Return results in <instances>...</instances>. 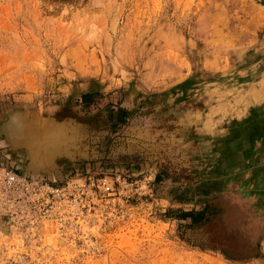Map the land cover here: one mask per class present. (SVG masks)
Listing matches in <instances>:
<instances>
[{
    "label": "rangeland",
    "instance_id": "1",
    "mask_svg": "<svg viewBox=\"0 0 264 264\" xmlns=\"http://www.w3.org/2000/svg\"><path fill=\"white\" fill-rule=\"evenodd\" d=\"M263 92L264 0H0V165L124 179L65 238L43 226L4 257L264 264Z\"/></svg>",
    "mask_w": 264,
    "mask_h": 264
},
{
    "label": "built area",
    "instance_id": "2",
    "mask_svg": "<svg viewBox=\"0 0 264 264\" xmlns=\"http://www.w3.org/2000/svg\"><path fill=\"white\" fill-rule=\"evenodd\" d=\"M120 183H124L120 176L91 174L54 183L0 165V240L7 236L19 242L10 246L0 242V264H13L11 256L4 257L8 252L20 257L23 251L29 253L43 238V226L65 238L98 202L119 196Z\"/></svg>",
    "mask_w": 264,
    "mask_h": 264
},
{
    "label": "water",
    "instance_id": "3",
    "mask_svg": "<svg viewBox=\"0 0 264 264\" xmlns=\"http://www.w3.org/2000/svg\"><path fill=\"white\" fill-rule=\"evenodd\" d=\"M8 125V124H7ZM6 131V130H5ZM22 130H20L19 132H21ZM7 132V131H6ZM9 132H7V134H8ZM15 133H18V132H14V134H12L13 136H14V138H13V140L11 139L12 137L10 136V134H8L7 135V139H6V137L5 138H2V147L4 148V150H5V153H6V157L7 158H9V159H14L15 157H18V156H21L20 155V153L17 151V150H15V148H13L12 146H13V144H15V140L17 139L16 138V136H15ZM12 145V146H11ZM29 154V156H28V162H29V166H30V156H31V154L32 155H34V153H33V151H29L28 152ZM26 161V159H24L23 157H22V163L24 164V162ZM31 167V166H30ZM30 167H28V168H30ZM33 168V167H32ZM35 169H37V168H35ZM41 169H45V168H41ZM24 173L26 174V175H28V176H36V175H40V173H34V172H30V171H28V170H24ZM40 176H42V174L40 175Z\"/></svg>",
    "mask_w": 264,
    "mask_h": 264
},
{
    "label": "bare ground",
    "instance_id": "4",
    "mask_svg": "<svg viewBox=\"0 0 264 264\" xmlns=\"http://www.w3.org/2000/svg\"><path fill=\"white\" fill-rule=\"evenodd\" d=\"M264 93V92H263ZM43 127V126H42ZM37 129L40 131V134L42 133H46V134H49L50 135V133L48 132V131H44V129L43 128H39V127H37ZM50 136H54L55 137V135H50ZM41 151L43 152V154H45V155H50V156H54L55 154H59L61 151V146L60 145H58V144H52V145H45L43 142L41 143ZM2 230L4 231V232H6V229H4V228H2ZM60 244H62V241H60Z\"/></svg>",
    "mask_w": 264,
    "mask_h": 264
},
{
    "label": "trees",
    "instance_id": "5",
    "mask_svg": "<svg viewBox=\"0 0 264 264\" xmlns=\"http://www.w3.org/2000/svg\"><path fill=\"white\" fill-rule=\"evenodd\" d=\"M84 98H85L84 100H86L87 97H84ZM190 214H191V213H190ZM190 214H188V216H190Z\"/></svg>",
    "mask_w": 264,
    "mask_h": 264
}]
</instances>
